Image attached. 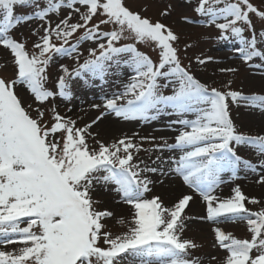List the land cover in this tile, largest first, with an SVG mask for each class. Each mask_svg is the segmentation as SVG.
I'll use <instances>...</instances> for the list:
<instances>
[{
	"label": "snow or ice",
	"instance_id": "obj_1",
	"mask_svg": "<svg viewBox=\"0 0 264 264\" xmlns=\"http://www.w3.org/2000/svg\"><path fill=\"white\" fill-rule=\"evenodd\" d=\"M185 3L205 26L219 30L217 39L239 45L235 51L245 64L264 70V26L258 31L250 15L264 24V11L251 0ZM62 9L67 14L61 18ZM161 15L168 17L170 11ZM53 16L58 22L53 23ZM37 20L43 22V34L33 29L37 41L29 50L27 40L18 41L12 33ZM183 20L193 23L188 16ZM88 42L95 46L87 48L81 62V46ZM178 42L171 27L131 10L128 0H0V47L9 51L15 67L13 79L0 77V245H19L14 251L0 250V264H201L192 256L200 245L183 235L193 218L185 213L193 196L185 194L172 205L158 195L146 196L154 183L146 174L167 175L165 166L201 196L206 216L199 219L214 225L246 222L250 239L212 229L216 245L226 253L220 264H264V207L253 211L246 206L261 201L239 186L229 198L214 194L226 172L236 177L243 167L264 173V159L254 165L238 154L247 147L264 157V135L239 133L230 112L231 105L264 112V95L231 90V82L225 92L210 88L190 65H183ZM140 45L158 50L157 58ZM54 57L71 58L75 67L61 64L50 90L46 84ZM210 60L197 58V63ZM125 70L131 73L126 83ZM113 79L121 80L122 90L104 97L105 112L91 123L77 127L76 120L56 110L57 97L73 99V81L91 87L93 81ZM18 88H26L40 105L53 102L50 124L39 107L33 117L32 105L24 106ZM165 114L178 117L170 124L181 128L173 129L178 131L174 143L161 138L163 143L153 150L179 155L167 160L158 155L155 167L138 159L147 151L143 143L155 137H140L136 143L134 134L105 143L91 131L106 115L147 123ZM257 182L264 184V175ZM100 188L115 193L116 203L131 207L130 220L98 210L94 194ZM109 220L126 230L113 234Z\"/></svg>",
	"mask_w": 264,
	"mask_h": 264
},
{
	"label": "rangeland",
	"instance_id": "obj_2",
	"mask_svg": "<svg viewBox=\"0 0 264 264\" xmlns=\"http://www.w3.org/2000/svg\"><path fill=\"white\" fill-rule=\"evenodd\" d=\"M254 6L259 10L264 11V0H251ZM128 5L131 10L140 12L141 15L151 18L153 21L159 20L178 34L179 36V48L180 58L183 65L191 66V71L202 83L207 84L210 88L214 87L218 90L225 92L228 90L226 87L231 82V90L241 91L245 95L259 94L264 95V75H261L262 69L252 68L245 64L238 56L235 49L239 45L232 40L224 41L219 40L217 37L220 36L219 30L214 26H205L203 18L199 17L192 9V7L186 6L185 0H128ZM169 5L171 8L169 9ZM146 9V10H145ZM83 10V9H82ZM170 11L168 17L161 15L164 11ZM19 12V10H18ZM67 14L66 9L61 10V18ZM253 23L259 31L264 24L256 18L254 14H250ZM184 16H188L193 20V23H186L183 20ZM78 19L76 15L73 16V22ZM53 23L58 22L57 17H52ZM95 22V21H94ZM223 22V21H221ZM43 23L41 21H32L29 24L20 26L17 30H14L12 35L15 39L27 40V47L32 50V45L37 41V36L32 35L33 29H36L40 34H43V29L39 25ZM103 27V26H102ZM83 31V30H81ZM79 33L77 34V36ZM246 36L249 33H245ZM76 37H73V42ZM191 45V47H187ZM94 47L91 42L85 43L81 46L83 56L81 62L87 56V48ZM140 50L146 52L154 60L157 58V51H153L147 46H138ZM222 54V56H218ZM211 58L206 64H198L197 58L207 59ZM12 57L9 51L0 47V77L6 80H11L15 77V67L12 63ZM233 62V63H231ZM255 62H259L258 60ZM66 65L69 69L75 67V61L71 58H59L54 57L53 63L48 69V82L46 87L50 90H54L55 81L58 76L61 75L60 65ZM217 67L215 71L211 68ZM237 69L235 72H222L221 69ZM131 73L125 70V77L123 82H127V78ZM93 86L85 87L82 81L72 82L73 99L64 101L59 97L54 101L56 110L65 117H71L77 121V127H82L85 124L91 123L95 120L105 109L102 107L104 103V97H111L113 93L122 90V82L120 79L110 80L109 83L100 84L99 81H93ZM166 94H170V89L165 90ZM18 94L22 99L24 106L27 108L29 104L32 108L29 111L33 117L36 116V112L33 109L39 107L45 111V119L51 121L50 108L53 104L49 101L46 105H40L35 102L34 97L26 88H18ZM93 104H100L99 109L93 108ZM231 117L239 133L248 136H259L264 135V112L259 109L247 108L244 106L231 105L230 107ZM187 118L193 119L194 116H188ZM178 119L175 115H162L157 120L151 122L141 121H123L115 118L111 115H106L97 124L93 125L91 131L96 135V139L101 140L105 143L114 142L124 136L132 137L135 135L134 142L139 143L140 137H155V141H145L143 148L147 151H141L138 159L144 160L149 166L155 167L152 161L156 157L162 156L163 159L167 160L170 156L178 158V151H154L155 145L162 144L161 138L167 139L169 144L175 142V137L178 135V129L180 125L170 124L171 121ZM177 129V130H173ZM91 143V141H90ZM238 154L244 159L251 161L254 165H258L261 159L264 157L258 156L254 150L242 147L238 149ZM167 175L161 176L159 173H147L146 175L154 181L150 187L152 191L147 193L146 196L151 198L152 196H160L165 204L172 205L178 201L181 196H166L158 191V188L165 187L163 183L168 180L175 179L178 183L188 192L201 196L186 185L183 184L182 178L177 176L175 172L169 171L165 166ZM264 173L257 171L251 172L241 167L237 172L236 177H233L231 173H224L222 179L224 183L221 184L220 188L225 189L233 195V189L236 186L241 188V191L249 198H256L261 201L258 205L248 204L246 206L253 211L259 210L264 207V184L258 183L260 176ZM162 181V182H161ZM229 196V197H230ZM94 198L99 201L97 208L98 210L112 211L117 218H124L125 220L131 219L132 209L129 205L123 203H116L118 197L115 193L106 192L102 188L98 189L94 194ZM202 200V198H201ZM193 202L190 201L189 207L185 209V213L189 217H193L188 220L187 229L184 232V237L194 240L198 245L197 249L193 250L192 256L199 258L201 264H220L226 255L224 250H221L217 245L214 238V227H220L225 233H230L238 239H250L251 233L248 231L246 222H227L219 225H214L207 220L199 219V217L206 216V210H196L193 208ZM117 206L120 209H117ZM110 231L113 234H119L126 229L115 222V220H109ZM19 248L18 244L0 245V250L14 251ZM215 257L216 259H213Z\"/></svg>",
	"mask_w": 264,
	"mask_h": 264
},
{
	"label": "bare ground",
	"instance_id": "obj_3",
	"mask_svg": "<svg viewBox=\"0 0 264 264\" xmlns=\"http://www.w3.org/2000/svg\"><path fill=\"white\" fill-rule=\"evenodd\" d=\"M218 56H222V54H218ZM233 63V62H231ZM215 69L217 70V67H213L211 68V70L215 71ZM163 185L165 187H161L158 188V191L160 193L165 194L166 196H183L185 194H190L193 196V200L191 202H193V208L196 209L197 211L199 210H205V204L203 202V200H201V198L198 195H194L188 191H186L179 183L178 181H176L175 179H171L166 181L165 183H163ZM215 195L221 197V198H229L230 193L228 191H226L225 189L222 188H218L216 190V192L214 193ZM117 209H120L119 206H117Z\"/></svg>",
	"mask_w": 264,
	"mask_h": 264
}]
</instances>
